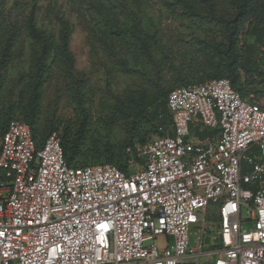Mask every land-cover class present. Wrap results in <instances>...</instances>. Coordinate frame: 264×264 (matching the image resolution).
Masks as SVG:
<instances>
[{
  "label": "built area",
  "instance_id": "2783aa9c",
  "mask_svg": "<svg viewBox=\"0 0 264 264\" xmlns=\"http://www.w3.org/2000/svg\"><path fill=\"white\" fill-rule=\"evenodd\" d=\"M167 107L173 134L143 145L128 174L71 167L60 132L38 149L12 121L0 142V264H264V96L221 79L173 90Z\"/></svg>",
  "mask_w": 264,
  "mask_h": 264
},
{
  "label": "trees",
  "instance_id": "16d2710c",
  "mask_svg": "<svg viewBox=\"0 0 264 264\" xmlns=\"http://www.w3.org/2000/svg\"><path fill=\"white\" fill-rule=\"evenodd\" d=\"M136 1L49 0L40 6L19 0L6 9V0H0V142L18 120L30 126L38 149L60 132L71 167L111 165L128 174L132 160L144 163L143 145L173 134L167 107L173 90L226 79L243 98L264 96V70L255 60L258 49L264 56V0H164L167 10L209 34L189 39L166 35L153 20L147 27ZM76 26L86 33L94 57L86 70L78 68L72 51ZM27 43L29 71L7 91L9 70ZM99 71L109 81L118 74L136 78L140 86L112 95L95 115ZM48 92L74 106L75 117L63 119L57 101L46 107Z\"/></svg>",
  "mask_w": 264,
  "mask_h": 264
},
{
  "label": "rangeland",
  "instance_id": "374dc122",
  "mask_svg": "<svg viewBox=\"0 0 264 264\" xmlns=\"http://www.w3.org/2000/svg\"><path fill=\"white\" fill-rule=\"evenodd\" d=\"M19 0H6V9L12 8L16 2ZM27 3L32 0H24ZM37 3L40 6H46L49 3V0H37ZM137 4L141 5L142 16L145 22V25L151 28V20L155 21L157 25L165 31V34L168 36H179L180 34L184 35L186 38L202 36L205 37L207 34L204 31L197 30V26L191 21H187L182 18L180 15L173 13L165 8L164 0H137ZM71 22L76 24L74 18H71ZM86 33L83 32L82 28L79 26L75 27L74 34L72 36V51L75 53L77 58V66L80 70H86L91 67L94 57L91 56L90 48L87 45ZM250 43H256L254 39L248 40ZM30 56L31 48L30 43H27L25 47L24 56L16 61L10 68L8 77L6 79L7 91L12 89L13 80L16 79L21 73L28 72L30 68ZM181 58H178L180 61ZM256 64L258 68L264 70V56L262 50L258 49L256 55ZM110 82V83H108ZM95 90L97 92V97L95 98L93 112L95 115L99 114L103 110V101H112L114 96L125 95L126 93L136 90L140 86V82L136 78H130L121 74L114 76L110 81L107 80L103 71H99L97 76L94 78ZM109 85V87H108ZM56 102V108L58 109V114L62 116L63 119H71L75 117L74 106H70L68 101L64 97H57L53 92H48L46 96L45 106ZM54 111L55 107H52ZM171 129V128H170ZM118 133L122 134L121 130H117ZM142 169V163L136 160H132L130 165L131 171H136ZM206 223L211 226L214 224V232H216L217 225L219 223V216L217 211V206L213 203L209 206L206 213ZM193 241L199 239V233L194 232ZM210 237V234L206 236ZM155 242H149L148 245H153Z\"/></svg>",
  "mask_w": 264,
  "mask_h": 264
}]
</instances>
